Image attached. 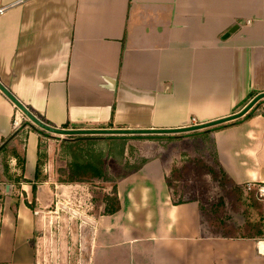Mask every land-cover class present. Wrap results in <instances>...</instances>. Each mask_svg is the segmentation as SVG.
<instances>
[{"label":"crops","instance_id":"crops-1","mask_svg":"<svg viewBox=\"0 0 264 264\" xmlns=\"http://www.w3.org/2000/svg\"><path fill=\"white\" fill-rule=\"evenodd\" d=\"M0 9V83L56 128L189 126L236 113L264 91V0H0ZM248 112L168 140L207 138L209 147L193 148L198 157L191 164L204 162L205 153L220 169L234 163L241 177L230 173L229 181L236 186L264 185V98ZM29 123L0 91V146L20 128L12 145L23 138L26 180L13 179L15 158L0 151V264H44L39 228L54 202L47 181L41 175L35 181V169L39 142L51 137ZM220 132L226 134L216 138ZM164 138H157L160 146ZM153 139L58 137L64 153L101 143L113 157L126 155L124 145ZM113 157L108 163L119 165ZM139 158L140 165L115 176L116 213L62 219L76 224L73 234L64 228L59 235L57 264H264V237L215 231L198 200L177 202L192 187H169V166L156 156ZM68 187L73 197L81 190Z\"/></svg>","mask_w":264,"mask_h":264},{"label":"rangeland","instance_id":"rangeland-1","mask_svg":"<svg viewBox=\"0 0 264 264\" xmlns=\"http://www.w3.org/2000/svg\"><path fill=\"white\" fill-rule=\"evenodd\" d=\"M228 122L229 121L222 122L220 124L207 127L206 129L213 130L215 128L226 125ZM46 133L50 135L49 137L51 138H42L39 142V158H41L42 161L41 178L43 177L47 181L46 186L50 189V192H47L49 193L48 199L50 203L54 202V208L52 209L53 212H46L47 215L43 221V225L39 228V233L41 234L42 240V247H40V249L43 250L42 253H46L44 254L43 259H41L43 260L44 264L45 262L46 264H57L59 235L63 233L64 230L66 235L73 234L74 232L73 225L76 223L67 221L65 222V225L64 220L62 221V219L65 217L75 216L78 219H84L83 222H85L89 221L88 217H100V211L103 210V206L101 205L100 208L95 211V207H93L91 201H89L91 200V196L95 195L94 192H96L97 189H101L104 193H109L110 189L118 179V177L115 176L122 173H128L131 171L129 170L130 168L141 164L142 160L141 158H139V153H141L142 156L146 158L156 156L157 159L163 162L162 167L165 168L169 166L170 170L167 179L171 180V185H178L180 190L182 189V187H192L194 193L191 195H184L183 199L190 197L191 200H193L192 198H194L198 200L199 203L207 205V208L212 211L210 212L211 214L215 212V214H213V217H211L214 221L219 220L222 222H226V218H228L234 223L241 224L246 219H249L251 222H255L259 218L256 209L257 207L251 205V200L249 197L251 191H256L254 187H249L248 189L247 186H238L240 187L239 191L241 192L240 197L242 205L240 204V208L235 206L236 196L234 194V191L232 192L231 190L233 188H231V185L229 186V184H226V180H229L232 174L233 177L236 175L238 176H236L235 178L241 177V173L234 166V163H229V161L227 160L226 163L224 162V164L221 166L223 169L222 170L218 165H213L214 161L211 155L208 158L204 153L205 163L202 161V159L199 158L197 162L193 161V163L191 164V156H194V160L198 157L196 154H194L193 148H197L200 147L199 145H202L206 149L209 141L207 138H205L206 140L203 142L202 137L200 136H194L188 139L179 137L178 139H174L171 141L166 138L165 144L160 146L161 144H159L156 140L164 137L163 135H159L152 140V143L151 141L148 142V144H150L146 146L124 145V148H126V155H116L115 157H113L110 151L111 147L109 146L108 153V147L106 145L103 146L101 143H94L91 145L85 143L78 146H75V144L74 150L72 148H69V151L67 153H64L65 149H63V147L60 145V141L62 138L59 139V141L58 135H51L48 132ZM225 134L226 132H220L219 135H216L215 137H224ZM75 136L85 137L87 135ZM22 143H24L23 138L22 140L19 139L18 141L17 151L19 153L22 152ZM102 149H104L105 151L103 150L102 152ZM106 152L108 154H111L113 158H117L119 161H117V163H119V165H115L112 160H110V162L108 163V158H110L111 156L107 157L108 154ZM199 152L196 153L200 155ZM6 154L2 156V162L4 161V157H7ZM99 157L103 158V161L105 162V167L103 166V169L106 170L107 176H109V178H111L113 181H102L101 179L92 178L90 174L91 172L89 170H86V168H83L85 167L84 164L86 165L89 163L92 164L91 167L93 170V163ZM76 163L80 164L79 169L83 171L80 173V175H76L80 177L76 178L78 180L69 181L68 178L69 176H71V174H73V172H75L74 169H78L75 167ZM81 163H83V165ZM107 164H109V167H107ZM112 164L113 166H111ZM189 165L190 168L191 166L193 168L187 169V166L189 167ZM209 165L214 166V169H211ZM2 170L3 164L0 167V171ZM201 171L205 173L203 177L200 176ZM174 172L178 173L180 177H177V175L174 176ZM234 182V185L236 186L237 181ZM70 183L72 187L73 185L80 186L81 190H79V192L75 194V197H73L72 189H69L68 187ZM60 184H67V187L62 188ZM256 197L258 199L257 203H260L262 201V198H259L258 195ZM178 199L179 198L177 197L176 200ZM220 199L223 202H221V204ZM58 204L60 205L58 206ZM56 210H58V212ZM61 222L64 226H60ZM86 232L89 233V230L87 229Z\"/></svg>","mask_w":264,"mask_h":264},{"label":"trees","instance_id":"trees-1","mask_svg":"<svg viewBox=\"0 0 264 264\" xmlns=\"http://www.w3.org/2000/svg\"><path fill=\"white\" fill-rule=\"evenodd\" d=\"M259 102L260 101H258L257 103H259ZM249 115H250V112H248L246 114V116H249ZM41 121L48 125V122L43 121V120H41ZM24 124H26V123H24ZM29 125H31V124L29 123ZM31 126L33 127V125H31ZM19 129L20 128L13 130L9 136L10 138L4 139L2 141L3 144H1V146H0V151H3V153L9 151L8 152L9 157L12 156L15 158V166L18 169V175L14 176L13 179L15 181H18V182L19 181H26L22 177V172H23V168H24V154L22 152L19 153L17 151V148H15L14 145H12L13 138L18 134ZM39 133L43 134L46 132L39 130ZM46 135H48V134H46ZM139 136L142 138H155L154 137L155 135H139ZM113 137H115V136H113ZM163 137H165L167 139L172 138V136H170V135L169 136H163ZM7 140H8V142H7ZM81 164L83 165V163H81ZM41 165H42L41 158L38 157L37 165H36V169H35V181H37L39 179V176L41 175ZM79 165H80L79 163L75 164V167L78 169H74L75 172H73V174H71V176H69V178H68L69 181H75V180H78L76 178H80L79 176H76V175H80V173L83 171V170L79 169L80 168ZM91 165L92 164L88 163L86 165L84 164L85 167H83V166L82 167L86 168V170H89L91 172L90 174H91L92 178L101 179L102 181H107V180L113 181L111 178H109V176H107L106 170L103 169V166H104L103 158L99 157L93 163V170H92ZM209 166L211 169H214V166H212V165H209ZM5 167H6V163H5ZM5 171H6V169H5ZM174 173H175L174 176L177 175V177L178 176L180 177V175L178 173H176V172H174ZM201 175L203 177L205 175V173L203 171H201L200 176ZM165 180H166V183L169 187L171 186L172 188L176 189V186H178V185L172 186L171 180H169L167 178ZM226 182H227L226 184H229V186L231 185V188H233L231 190H232V192L234 191V194L236 196L235 206L240 208L242 205L241 204V197H240L241 192L239 191L240 187L235 186L229 180H226ZM94 194L95 195L91 196V198H90L91 200H89V201H91L92 206L95 207V209H96L95 211H97L101 205L103 206V210L100 211V215H111V214L116 213L119 210L120 204H119V199L117 197L115 184L112 186L109 193H104V192H102L101 189H97V191L94 192ZM256 196H257L256 191L253 190L250 192L249 197L251 200L250 201L251 205H253L254 207L255 206L257 207L256 208L257 214L259 216L258 220L255 222H251L249 219H246L241 224L227 223V222H222L219 220L214 221L213 218H211V217H213V214H215V212L213 214H211L210 212H212V211H210L207 208L208 207L207 205L199 203V208L201 209V212H203L205 215L209 213V215H210L209 219H210L211 226L217 231H223V236L245 237V238L258 239V238L264 237V217H262V209H264V202L257 203L258 199ZM178 198H179L177 200L178 203L183 202V199H182L183 193L182 192H180L178 194ZM192 199H194V198H192ZM221 202L222 201L220 199V204H221ZM243 215H245V214H243ZM214 219H216V218H214Z\"/></svg>","mask_w":264,"mask_h":264},{"label":"water","instance_id":"water-1","mask_svg":"<svg viewBox=\"0 0 264 264\" xmlns=\"http://www.w3.org/2000/svg\"><path fill=\"white\" fill-rule=\"evenodd\" d=\"M0 91L14 104V106L25 116V118L33 125L34 128L41 129L51 135L62 137L75 135H149L163 134L172 135L179 133H188L211 127L222 122L235 120L245 115L258 101L264 98V91L256 94L251 100L238 112L221 117L215 120L202 122L194 125L176 127V128H151V129H133V128H81V129H63L56 128L43 123L35 117L19 100H17L1 83Z\"/></svg>","mask_w":264,"mask_h":264},{"label":"built area","instance_id":"built-area-1","mask_svg":"<svg viewBox=\"0 0 264 264\" xmlns=\"http://www.w3.org/2000/svg\"><path fill=\"white\" fill-rule=\"evenodd\" d=\"M1 11H2V9H0V13H1ZM192 122L194 123V121H193V119H192ZM192 123V124H193ZM20 125V121H19V119H13V126L14 127H18ZM248 187H251V186H249L248 185ZM252 187H254V189H256V191H257V195H258V197L259 198H264V185H259V186H252Z\"/></svg>","mask_w":264,"mask_h":264}]
</instances>
